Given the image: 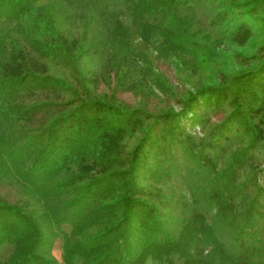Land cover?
<instances>
[{
  "label": "rangeland",
  "instance_id": "obj_1",
  "mask_svg": "<svg viewBox=\"0 0 264 264\" xmlns=\"http://www.w3.org/2000/svg\"><path fill=\"white\" fill-rule=\"evenodd\" d=\"M137 1L35 0L31 11L18 19L0 11V78L3 60L14 50L23 53L20 60L25 69L43 76L14 88L0 81V202L16 205L39 223L48 237L41 251L53 264H65L62 243L70 224L64 219L73 222L76 217L62 205L72 194L55 190L52 179L31 174L28 168L43 153L44 139L35 135L67 109L68 100L85 96L124 108L139 107L150 114L145 119L148 123L161 112L178 109L189 91L221 83L225 75L252 68L264 55L263 0H174L167 13L140 9L139 16L133 8ZM145 24L153 26L145 28ZM256 100L261 104L264 128V89ZM231 108L228 100L217 106L199 101L180 122L197 142ZM227 135L221 140L222 148L210 153L217 172L231 165L234 153L247 143L242 132ZM141 136L140 128L125 134L121 140L124 156ZM153 151L146 158L152 164ZM171 156L170 162L158 168L136 171L132 181L139 188L138 195L159 209H168L170 215H180L186 207L199 209L222 239L232 242L244 221L251 187L245 192L238 187L233 190L239 213L233 224L223 222L216 217V205L209 197L214 172L190 158L182 145L172 146ZM263 159L261 139L238 167L237 180L254 172ZM76 169L70 163L56 178ZM99 204L81 210L91 228L103 214ZM12 249L11 244L0 246V262ZM144 264L158 262L148 259Z\"/></svg>",
  "mask_w": 264,
  "mask_h": 264
},
{
  "label": "trees",
  "instance_id": "obj_2",
  "mask_svg": "<svg viewBox=\"0 0 264 264\" xmlns=\"http://www.w3.org/2000/svg\"><path fill=\"white\" fill-rule=\"evenodd\" d=\"M34 5L35 0H0V11L18 19ZM172 6L174 0H140L133 8L139 16L140 9L150 12L157 8L167 13ZM261 19L264 21V14ZM151 26L145 24V28ZM21 56L20 50H14L9 52L8 60H3L0 81L4 87L14 88L43 77L25 69ZM263 89L264 55L252 68L225 75L221 83L204 84L189 91L178 109L161 112L148 123L145 119L150 114L139 107L124 108L85 96L68 100L67 109L35 135L44 139L43 153L28 168L31 174L42 173L52 179L55 190L72 194L62 205L76 217L73 222L64 219L70 224L62 243L64 263L144 264L151 259L158 264H176V256L182 264H264V159L254 172L237 180V169L248 151L259 140L264 141L262 109L256 100ZM225 100L232 105L229 113L206 138L195 142L180 119L189 117L199 101L217 106ZM254 117H259L257 122ZM137 128L142 130V136L130 154L124 156L121 140ZM235 130L244 133L247 143L234 153L231 165L217 172L211 150L222 148L221 140ZM174 145H182L190 158L214 172L209 197L216 205L219 220L235 222L239 212L233 190L238 187L245 192L251 187L244 221L236 228L232 242L222 239L201 210L191 206L180 215H170L168 209H159L138 195L139 188L132 181L136 171H150L170 162ZM152 148L153 164L146 159ZM160 153L164 155L161 158ZM70 163L77 169L57 179L60 170ZM97 203L103 214L91 228L81 210ZM2 244H11L13 249L0 264H53L41 251L48 244V237L39 223L30 213L5 202H0Z\"/></svg>",
  "mask_w": 264,
  "mask_h": 264
}]
</instances>
